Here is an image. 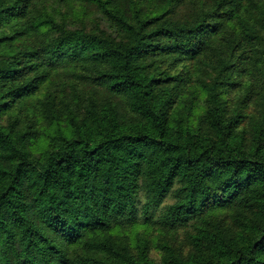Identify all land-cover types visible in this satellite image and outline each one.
Listing matches in <instances>:
<instances>
[{
    "label": "trees",
    "instance_id": "16d2710c",
    "mask_svg": "<svg viewBox=\"0 0 264 264\" xmlns=\"http://www.w3.org/2000/svg\"><path fill=\"white\" fill-rule=\"evenodd\" d=\"M0 264H264V0H0Z\"/></svg>",
    "mask_w": 264,
    "mask_h": 264
}]
</instances>
